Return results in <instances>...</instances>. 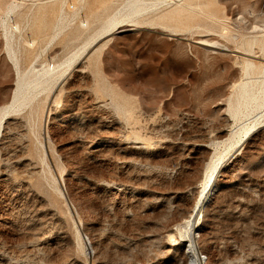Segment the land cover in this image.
Returning a JSON list of instances; mask_svg holds the SVG:
<instances>
[{
  "label": "rangeland",
  "instance_id": "1",
  "mask_svg": "<svg viewBox=\"0 0 264 264\" xmlns=\"http://www.w3.org/2000/svg\"><path fill=\"white\" fill-rule=\"evenodd\" d=\"M125 1L0 0V264H264V112L234 119L264 80V0H159L188 5L11 107L16 64L82 53Z\"/></svg>",
  "mask_w": 264,
  "mask_h": 264
},
{
  "label": "bare ground",
  "instance_id": "2",
  "mask_svg": "<svg viewBox=\"0 0 264 264\" xmlns=\"http://www.w3.org/2000/svg\"><path fill=\"white\" fill-rule=\"evenodd\" d=\"M185 1L191 2V1H195V0H185ZM159 5H160L159 0H126L125 3L123 4L122 9H120L115 14H113V16L111 18H108L106 20V22L104 23V25H102L103 27L98 31L97 35L93 39H91L86 44V46L84 45V49H83L82 53H80V54L76 53L75 56H73V57L71 56L72 58L68 59L67 61L65 60V62H63V63H60V64H52V63L48 64L47 63V65L40 66V67L33 66L32 68H29V70H25L24 72H22L19 65L16 64V62H17L16 61L15 62L16 67H17V74H16L17 80H16V84H15L16 88L14 90V94H13L14 96H12L13 97V106L10 105L14 109L11 107H10L11 108L10 109V108H8L9 107L8 106L7 111H8V109H9V111H12V109L15 110L17 108H20L23 105L28 106V105L33 104L34 102L37 101V98L42 93H46V99H49L51 94L54 92L55 88H57V86H59V84L68 75L69 70L72 68L73 64L76 63V61H78V63H79L80 59H82L83 57L88 55V52L90 51V49H92L95 46H97L98 44H100V42H102L103 40H105V39L111 37L112 35L116 34L118 31H121V29L123 30L124 28H129V29L133 30V28H136L135 25L142 24L143 21L141 22V18H146L152 22L157 21V20L178 21L179 18L181 17V15H183L184 9H185V7H187L188 4L184 3L180 9L174 10V11L168 12V13H164L165 11H161L160 9H158ZM61 10H63L62 7H61ZM3 22H6V21H3ZM82 26H83V28H90V23L88 21L82 22ZM4 27H6L5 24H4ZM11 28H12V26H11ZM17 28H18V26L16 27V30H18ZM9 29H10V27H9ZM13 30H15V28ZM7 38H10L9 35ZM206 46H208L209 48L210 47L211 48H217L219 46L222 47V45H218L215 47V46H212L210 44L206 45ZM260 47H261L262 51H264V42H262ZM241 54L245 57L257 58V57H253L249 54H245V53H241ZM244 63L247 65L246 69H250L251 67L253 69L258 68L256 66L255 62H253L252 60H249L247 58H244ZM236 106H237V109L235 111V118L234 119H236V118L238 119L239 116L250 117V116L254 115L255 113H256V115H258L259 114L258 112H260V113H261V111L264 112V80L260 84H255V83L249 84L248 83L246 85V88H243L240 91V93L237 97ZM7 111H6V113H7ZM3 113L5 115V112H3ZM8 114H9V112L7 113V115ZM259 116L261 118L264 117V116L262 117L261 114H259ZM7 119H9V118H7ZM238 120H240V118ZM252 120L253 119H251V122H252ZM254 120H255V123H252V124H254L253 127H257L258 124L260 127H264L262 122H261V125H262L261 126L259 121H257L256 119H254ZM3 121H6L5 116L0 118V129L2 127H4L3 123H5V122H3ZM245 123H247V121ZM253 127H249V129L246 132V137H248L249 132L251 131V129ZM244 129H247L246 126H244ZM1 132L2 131H0V134H1ZM220 160L221 159L218 158L217 161H214L213 163L211 162L212 163V165H211V171L212 172L210 173V175L212 174V176H213L214 171L219 166ZM212 176H210V178H209L210 180L212 179L211 178ZM208 177L209 176H207V178ZM173 223H175V222H173ZM194 223H193V221L189 223L188 237H189L190 243H193L195 241V238H196L195 233L197 231V227ZM198 261H200V258ZM195 263H197V258H196V256H192L190 258V264H195Z\"/></svg>",
  "mask_w": 264,
  "mask_h": 264
}]
</instances>
